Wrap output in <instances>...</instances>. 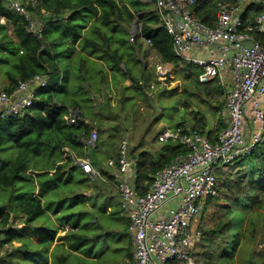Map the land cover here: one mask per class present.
Instances as JSON below:
<instances>
[{
  "label": "trees",
  "instance_id": "obj_1",
  "mask_svg": "<svg viewBox=\"0 0 264 264\" xmlns=\"http://www.w3.org/2000/svg\"><path fill=\"white\" fill-rule=\"evenodd\" d=\"M9 1L0 0V16L5 18L4 23L0 22V70L3 69L8 78L6 89L10 90L19 80H26L36 73L46 75L47 84L36 90V98L23 116L0 117V151L8 149L12 152L4 156L0 154V246L12 244L11 249L6 247L2 259L8 264H27L29 255L35 263L40 259L41 264L47 263L46 255L56 238L58 228L46 224V221L34 224V220L45 214L47 209L52 213H60L56 221L62 224L59 226L61 230L64 231V227H67L64 234L59 235L65 242L57 243L51 250L50 264H89L95 261V257L87 254L84 248L89 245L88 248L91 249L104 236L102 231L95 229L98 219L93 217L88 220L84 215L85 212H93L96 207L90 204L87 198L94 195L89 188L94 186L93 180L100 177L90 176L77 164L82 173V177H77L81 185L78 187L79 183L76 182L68 188V178L72 176L71 170L75 164L72 156L69 158L67 155L65 159L57 160L56 164L50 167L51 170L32 168L33 173H36L35 179L28 173L32 166L28 165L27 160L29 154L39 155L45 146L58 150H64L63 148L68 146L79 152L78 149L83 147L79 139H86L91 133V125L84 122L86 118L94 120L91 110L88 114L85 111L77 113L76 124H68L64 119L69 113V105L79 106L78 109H81L78 97H74L82 91V85L77 92L67 90V84L73 75L79 74L82 81L85 78L71 63H66L74 42L82 38V46L91 48L94 54L102 55L113 69L117 66L125 75L130 73V68L124 63L125 72L118 64L125 61L124 56L127 55L114 44L106 29H115L118 24L127 28L133 20L141 21L138 37L149 38L153 50L161 56L163 62L173 65L175 73L177 72L176 78L183 81L182 92L186 95L181 102L184 106H187L188 101L194 103L190 100V95H193L197 101L208 105L211 112L216 114L223 103L220 98L223 90L215 80L206 83L198 81L196 67L172 51L171 36L163 27L157 26L156 10L145 12L149 7L141 0H36L34 4L30 0H19L25 1L23 4L36 24H44L39 36L27 30V21L22 14L8 7ZM218 1L200 0L195 5L204 23H210L215 18ZM249 10L259 13L264 10V5H249L245 14ZM113 21L115 22L109 28L108 24ZM88 23L89 30L82 33V28ZM183 64H186V67ZM95 74L98 84H107L106 71L102 67ZM133 80L131 89H140L139 84L142 81L135 77ZM129 88L124 86L122 93ZM71 96L73 97L69 99ZM126 97L131 98L130 95L123 96ZM212 102L217 106L212 105ZM194 105L201 108L199 103ZM190 109L195 112L193 106ZM200 125L198 120L192 127L199 128ZM95 126L98 127V124ZM6 136H10L11 144L5 139ZM96 142L94 146L97 145ZM163 144L162 152L157 155L146 151L137 154L133 149L128 152L136 159L137 172L134 183L140 193L146 192L153 174L158 169L170 162L175 155L185 152L179 143L167 141ZM117 155L114 156L115 159ZM103 158L96 155L89 160L100 169L107 182L108 179L113 181V170L110 167H107L110 170L102 167ZM232 165L238 166L237 170L225 177L222 175V168L218 170V183L213 193L205 197L201 212L203 216L206 212L205 217L201 219L206 222L200 224H203V228L201 243L197 248L201 250L200 253L205 254L209 262L210 259H218L220 264L223 259H231L235 264V255L242 254L243 247L258 234L256 223L257 226L264 223V138L249 154L239 158ZM82 182H90V186L84 187ZM111 184L115 185L114 182ZM62 187L65 189L60 194L58 190ZM84 190L89 191V195H85ZM117 191L120 194L118 188ZM60 199L70 202L66 205V211H60L58 204L53 209L52 203L59 200L62 204ZM121 207L123 208L122 204ZM3 209L7 211L4 212ZM11 210L15 216L21 215L20 225L8 222V211ZM26 230L28 232H24ZM14 241L19 242L17 246L13 245ZM31 243L42 247L33 249ZM244 262L259 264L252 256L244 259L241 264H245Z\"/></svg>",
  "mask_w": 264,
  "mask_h": 264
},
{
  "label": "built area",
  "instance_id": "obj_2",
  "mask_svg": "<svg viewBox=\"0 0 264 264\" xmlns=\"http://www.w3.org/2000/svg\"><path fill=\"white\" fill-rule=\"evenodd\" d=\"M153 1L158 26L172 38V51L196 67L199 82L216 79L223 90V125L213 138L201 128L186 126L159 131V142L179 143L185 152L153 174L145 193L135 187L136 159L128 153L126 138L117 158H108L106 164L113 170V182L133 231L131 264H196L195 246L202 230L193 223L201 215L203 198L218 183V170L249 154L264 138V10L245 14L249 5H264V1L219 0L210 23H204L195 9L200 0ZM23 3L10 0L8 7L23 15L29 32L41 35L44 24H36ZM0 22H5L4 16ZM140 30L141 21H133L132 37H138ZM138 38L152 48L149 38ZM166 73V67L158 66L160 81ZM46 84L47 76L36 73L10 90L0 89V117L23 116L36 90ZM76 115L69 111L66 123L76 124ZM97 137L92 129L86 145L94 146ZM76 161L84 172L103 179L88 158ZM2 256L0 249V264H8Z\"/></svg>",
  "mask_w": 264,
  "mask_h": 264
},
{
  "label": "rangeland",
  "instance_id": "obj_3",
  "mask_svg": "<svg viewBox=\"0 0 264 264\" xmlns=\"http://www.w3.org/2000/svg\"><path fill=\"white\" fill-rule=\"evenodd\" d=\"M264 1V0H262ZM122 4V3H121ZM125 6L124 4H122ZM120 5V6H122ZM9 6V5H8ZM152 6V4H150ZM108 24V27L110 28L111 25L114 23ZM117 24V22H116ZM89 23L87 24V26ZM129 27L125 28L122 24H118L116 28H111V29H106L108 33L113 38L114 44L117 45L118 48L122 52H124V55L126 54L128 58L131 61L130 66V71L133 72L136 75L140 74V62L137 59V56L135 54V48L132 45V42L129 41L130 35L128 33ZM114 30V31H113ZM117 43H116V42ZM138 48L146 49L148 45L142 40L138 39L136 42H134ZM148 57V56H147ZM149 57L151 59V62L153 61L154 64H158L160 67H166L167 68V73L170 74L168 81L165 79V81H160L159 83H156L153 87V89H147L146 86H144V81L139 84L138 90L135 89H130V91H126L125 93L119 92L112 93L113 90L111 89H104L107 91L106 93L112 97L111 103L115 104V107L113 108V111H116L115 117L111 118L108 122H106V119L100 123L102 126L103 124H110L108 127H104V130H101V127H97V140L98 142L96 146L89 147L86 149V153L96 156V155H101V157L108 155V153L111 150H114L115 146L119 142V138L124 136L125 132H131L128 130H132V125L137 122L138 120H144L145 123L144 125H138V129L134 131V137H139L145 132V129L149 126V123L153 121L156 117H159L160 121H163L164 123H169L173 124L179 119V114L184 115L186 117V120H189V111L187 113V110H190L191 106L194 104H200L201 107L204 108V105L199 101L196 100V97H193V95H190V100L192 99L194 101L190 102L188 101L187 106H184L183 102H178V99H182L185 95L182 94L183 92L181 91L180 93L179 90L183 86V81L176 80L174 81V74L175 72L172 70V65L171 64H164L162 63V60L157 56V54L153 50H149ZM97 62V61H96ZM148 60L146 59V64ZM184 67H186V64H183ZM3 70V69H2ZM2 70H0V84L1 81L5 79L4 74L2 73ZM156 68L155 66H152L150 69H148L147 73L145 74L144 78L146 80H156V75H155ZM179 73V72H178ZM72 79L70 80V83L67 84L68 88L67 90L70 92H77L79 86L82 84V78L80 77L79 74L73 75L71 77ZM99 79V78H98ZM97 80V77H96ZM165 82V84H164ZM66 86V87H67ZM3 88L0 86V89ZM155 89V90H154ZM66 90V91H67ZM162 92L161 95L159 93ZM165 93H174V94H165ZM85 94V91L82 90L75 95L77 97H81ZM120 94V96L118 95ZM165 94V95H164ZM180 94V97H179ZM124 95H130L131 98H123ZM223 95V91H222ZM221 95V98H223ZM123 98L121 100L120 98ZM72 97H69L71 99ZM154 111L148 112L147 108H152ZM187 107V108H186ZM114 114V113H113ZM111 114V115H113ZM215 116V115H214ZM148 120V122H146ZM98 123L97 121H95ZM93 121V123H95ZM113 122V123H111ZM95 123V124H96ZM103 128V126H102ZM149 128V127H148ZM159 131V128L152 126L147 132L146 135L148 136L149 139H152L153 137L158 134L157 132ZM133 133V132H132ZM124 138V137H123ZM123 138L121 142L123 141ZM127 138V136H125ZM5 139H7V142L11 144L10 136H6ZM128 141V140H127ZM153 146L155 147L156 151L159 150V148L162 146V143L159 142L157 139L153 142ZM79 154L82 155V148H79ZM84 151V150H83ZM6 152V153H5ZM12 153L11 150L4 151L1 149L0 154L1 155H6L7 153ZM67 155L68 157L71 158V154L67 151L64 150H58L57 148L54 147H49L45 146L42 148L40 151L39 155L33 156L32 154H29L27 156L28 160V165L32 166L30 169H28V173L30 175H35L33 173L32 168H49L52 167L53 165L56 164V161L59 159H64ZM78 155V154H76ZM9 156V155H7ZM36 161V162H35ZM70 165V164H69ZM102 167H108L105 163H102ZM67 168L64 170L67 171ZM238 166L232 165V166H227L222 169V175L225 177L227 174H233L237 170ZM72 176L68 178L67 186H74L76 182H78L77 177H82L81 170L77 166V164H74V167L71 170ZM50 174V173H49ZM34 176V177H35ZM35 179V178H34ZM79 183V182H78ZM84 187H89L90 182L83 183ZM92 184L94 186H90L89 189H92L91 192H94V195L92 197H88L87 200L90 202V204H94L96 206L93 210V212H85V218L86 219H91V218H97L98 222L95 224V229H99L104 233V236L100 238L97 244L93 245L90 248L89 245H86L84 248V251L87 254L93 255L95 257V261H91L89 264H131V259H132V252H133V231L129 228V218L126 214V212L123 210L121 207L122 204V198L120 194L117 191V188L115 185H110L106 182H103L101 178H96L93 180ZM91 184V185H92ZM63 186V184H61ZM78 185V184H77ZM81 185L79 183L78 187ZM106 187H109V191L106 189ZM64 187H62L60 190V194L63 193ZM58 193V192H57ZM85 195H89V191L84 190ZM213 193V192H212ZM49 195V193H46ZM55 197H57V194L55 193ZM205 198V197H204ZM204 198H203V207H204ZM86 199V198H85ZM52 203L53 209L56 208V204L59 205V210L66 211V205H68L70 202L68 200L64 201L60 199ZM96 202V203H95ZM61 205V206H60ZM71 208V204L68 208V211ZM53 209H50L53 211ZM52 213V212H51ZM54 218V221L56 220V217L60 214L59 212L52 213ZM206 212L203 213L194 221L193 225L196 229L198 228H203V224L200 225L202 222L204 223L205 220H201L205 217ZM43 221H46V224H49L50 226H55L54 221L49 217V214L46 212L42 216L36 218L34 220V224L41 223ZM126 222V223H125ZM206 222V221H205ZM257 222V221H256ZM256 223V229L258 231V234L255 236V238H252L251 240H247L248 243L246 246L243 247L242 250L243 253L240 255H235L234 257V262L235 264H241L244 259H248L249 256H252V258L256 259L259 264H264V223L261 225H258ZM93 232V230H91ZM28 232V230L24 231ZM201 238V237H200ZM28 239V238H27ZM29 240V239H28ZM200 241L197 242V246L195 248V259H196V264H220L218 259H207L205 254L203 255L200 253L198 250V246L201 243ZM31 246L33 249L39 247H42V245H37L35 243H31ZM5 246L2 248L4 251L6 250ZM198 247V248H197ZM41 260V259H40ZM37 260L38 262L35 263V260H33L32 256L29 257L27 256V264H41V261ZM245 263V262H244ZM221 264H233V261L231 259L228 260H222ZM246 264V263H245Z\"/></svg>",
  "mask_w": 264,
  "mask_h": 264
},
{
  "label": "crops",
  "instance_id": "obj_4",
  "mask_svg": "<svg viewBox=\"0 0 264 264\" xmlns=\"http://www.w3.org/2000/svg\"><path fill=\"white\" fill-rule=\"evenodd\" d=\"M141 1L146 3V4H148L149 8L145 12H148L149 10H155V4H154L153 0H141ZM150 4H152V6H150ZM67 15L68 14L66 13L65 16H67ZM133 21H132V23H133ZM1 23H4V22H1ZM132 23L130 24V27L128 28L129 29L128 33L130 35L129 41L132 42V45L135 48V54L137 56L138 61L140 62V66H141L140 74L136 75V74H134L131 71H130V73H125V75L122 74L121 71L119 70V68H117V66L113 69L106 62V60L102 57V55L94 54L93 52H91V48L86 47L85 45L82 46V42H83L82 38L76 40L74 42V44H73L72 50H70V54H69L68 58L66 59V61H67L66 63H68V65H69V63H71L72 67L75 70L80 71V73L84 75L85 78L83 79L81 85L83 87L82 90L85 91V94L83 96H81V97H78V98H77V96L74 97V98H77L79 100L80 105H81V109H78L79 106L73 107L72 105H69L68 106V111L73 110V111H76L77 113L85 111L87 113V112H89L91 110V112L93 113L92 116L94 118L93 121L94 122L97 121L98 123H96V122L95 123L98 124V126H99L100 123H102V121L104 119H106V122H108L110 120V116H111V118H114L116 116L115 115L116 111L112 112L113 108L115 107V104L111 103V101H110V100H112V97H110V95L107 94L106 93L107 91H105L104 89L113 90L112 93H115V95H117L116 93L122 92L124 86L130 87L128 89V91H130L131 86L134 84L133 77L138 78L142 82L144 81V86H146L147 89L148 88L149 89L150 88L153 89L154 85L156 83L160 82L159 81V77H158V64H156V63L154 64L153 61L151 62V59L149 57V50H153V49L150 48L149 45H148V47L146 49L145 48L142 49V48H138L137 47V45L134 42H136V40H138L139 38H135L134 39L132 37ZM157 26H158V24H157ZM88 30H89L88 26H86V27L82 28L81 32L85 33ZM153 51L157 54V52L155 50H153ZM157 56L159 58L161 57V56H159V54H157ZM124 57H125L124 58L125 61L120 62L118 65L122 69H124L123 71L126 72L125 64L127 65V67L130 68L129 65H131V61H130L129 58L127 60V56H124ZM146 59L148 60L147 64H146ZM160 60H161V58H160ZM162 63H163V61H162ZM152 66H155V68H156V71H155L156 80H153V79L146 80L144 78V76L147 73L148 69H150ZM101 67L103 68V70L106 71V77H107V81H108L107 84H105V83L98 84V82L96 80V76L97 75L95 74V72L98 69H100ZM172 70L175 72V69H174L173 65H172ZM2 73L4 74L5 79L1 81L0 86H2L4 89H6L7 88L6 86L8 84V78L5 75L3 70H2ZM176 74H177V72L173 75L174 79H175L174 80L175 82H176V80H180L179 78H176ZM169 77H172V76H170V74H169V76H167L165 78V79H167L166 81H168ZM98 78H99V76H98ZM165 79L163 81H165ZM215 81L217 82L216 79H215ZM164 84H165V82H164ZM3 88H1V89H3ZM181 91H182V88L179 90L178 93H180ZM162 92H164V91H161L159 93V95H161ZM69 94H67L66 97H68ZM165 94H174V93H165ZM118 95L120 96V94H118ZM184 95H186V94H184ZM71 97H73V96H71ZM179 97H180V94H179ZM222 97H223V95H222ZM220 98H221V96H220ZM184 99H185V96L182 99H178V102H181ZM108 100H109V104H107ZM221 100H223L222 106L218 109V111H216V114L212 113L210 107L208 105H206V104H203L204 108L201 107L200 105L199 106L201 108H196L195 105H192L193 106V110H195V112L194 111L191 112L190 111L191 109L187 110V113L189 111V113H188V115L190 117L189 120H186V117L184 115L179 114L178 115L179 119L176 122H174L173 124H169V123H164L163 121H160L159 117H156L153 121H151L149 123V126H148L149 128L147 127V129H145V132L142 135H140L139 137H134L133 134H134V131L138 129V127H139L138 125H144V123H145L144 120H141V121L138 120L137 122H135L132 125V130H128V131H131V132H129V133L125 132V134L123 136L124 138L122 136L119 138V142L115 146L114 150H111L108 153V155L104 156L103 163H105L108 158L114 157L115 155H117L118 148H119V145L121 143V140H122V138L124 140L125 136H127L126 139L128 140V148H129V150L133 149V150L136 151L137 154L140 153V152L146 151V152L151 153L153 155H157L160 152H162L161 150H162V148L164 146L163 143H162V146L157 151H156L155 147L153 146V142L157 139V134L152 139H149L148 136L146 135V132L152 126H155V127L159 128V131H161L164 127H168V126L172 127V128L176 127V126L192 127V125H194L199 120L200 123H201L199 128H201L204 132H206L209 137L213 138V136L215 135L216 130L220 126L223 125L222 111L224 110V97L221 98ZM212 105L217 106L216 103H213V102H212ZM147 110H148V112L154 111L153 107L151 109L147 108ZM111 114H113V115H111ZM87 120H88L89 125H91L92 129H95L97 131V129H96L97 126H95V123H93V121H91L89 119H87ZM146 122H148V120H146ZM111 123H113V122H111ZM109 125L110 124H105V125L103 124L102 125L103 128H102L101 125L99 127H101V130H104V127H108ZM79 141L81 142V144L83 146L82 147V152H83L82 155H80L79 152L76 151L75 149H71L68 146H65L63 148L64 151L70 152L71 156L73 157V162L75 164H78V162L76 161L77 158L92 159V157H93L92 155L86 153V149L89 146L86 145L85 139L84 138H80ZM76 154H78V155H76ZM78 166H79V164H78ZM44 169L45 170H51L50 167L49 168H44ZM106 169L110 170L107 167H106ZM32 176L34 177L35 175H32ZM34 178H36V176ZM102 181L106 182V183H108L110 185H112L111 182H113V181H111L109 179H108V182H107L104 179V176H103ZM106 189H110V188L106 187ZM3 211L6 212L7 209H3ZM45 211L49 214V217L54 221V218H53L54 216L51 213V211H49L47 209ZM8 212H9V214H8V222L9 223L10 222H12V223L14 222V224L20 225V223H21L20 222L21 215L15 216L14 215V211H12V210L8 211ZM56 220L54 221V224L58 228V231L56 233L55 240L50 245L49 250L47 252V255H46L47 256V263L46 264H50L51 261H52V252H51L52 248H54V246L57 243L65 242L64 240L59 238V235L64 234V232H63V230H61V228H59V226L62 225V224L57 222ZM38 224H40V223H38ZM18 243L19 242L14 241L13 245L17 246ZM5 246H3V247H5ZM7 246H8L9 249H11L12 244L9 243ZM3 247L0 246V249H1V251L4 252V249L2 250ZM65 247L67 248L66 244H65ZM73 252L74 253H78L80 255H83V254H81L79 252H76V251H73Z\"/></svg>",
  "mask_w": 264,
  "mask_h": 264
},
{
  "label": "water",
  "instance_id": "obj_5",
  "mask_svg": "<svg viewBox=\"0 0 264 264\" xmlns=\"http://www.w3.org/2000/svg\"><path fill=\"white\" fill-rule=\"evenodd\" d=\"M166 76H169V73H166Z\"/></svg>",
  "mask_w": 264,
  "mask_h": 264
}]
</instances>
